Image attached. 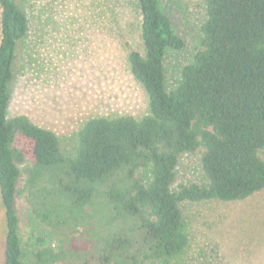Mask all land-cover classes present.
<instances>
[{"label":"trees","instance_id":"trees-1","mask_svg":"<svg viewBox=\"0 0 264 264\" xmlns=\"http://www.w3.org/2000/svg\"><path fill=\"white\" fill-rule=\"evenodd\" d=\"M201 1L196 48L168 90L166 54L185 43L159 0H135L142 51L129 62L149 111L91 118L66 151L54 131L10 113L32 19L22 1L0 0L5 264H24L19 200L51 239L39 232L31 264H180L190 246L184 204L238 203L264 191V0ZM197 154L205 180L179 184L182 158Z\"/></svg>","mask_w":264,"mask_h":264},{"label":"rangeland","instance_id":"rangeland-1","mask_svg":"<svg viewBox=\"0 0 264 264\" xmlns=\"http://www.w3.org/2000/svg\"><path fill=\"white\" fill-rule=\"evenodd\" d=\"M32 19L30 48L20 51L11 85L10 113L26 115L54 131L70 151L77 131L94 117L149 111V97L131 72L129 55L142 51L135 0H19ZM185 48L166 54V86L173 89L197 44L205 10L201 0H159ZM0 8V41H1ZM32 13V14H31ZM178 183L203 182L200 155H185ZM148 180V173L140 174ZM22 262L50 234L32 221L25 200L16 204ZM190 246L180 264H264V191L238 203L183 205ZM40 232V234H39ZM6 224L0 202V264H5Z\"/></svg>","mask_w":264,"mask_h":264}]
</instances>
